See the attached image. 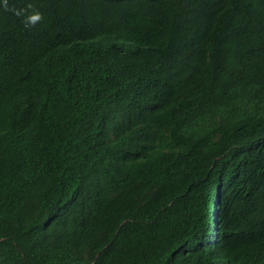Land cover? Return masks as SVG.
<instances>
[{"label":"trees","instance_id":"trees-1","mask_svg":"<svg viewBox=\"0 0 264 264\" xmlns=\"http://www.w3.org/2000/svg\"><path fill=\"white\" fill-rule=\"evenodd\" d=\"M0 264H264V0H0Z\"/></svg>","mask_w":264,"mask_h":264},{"label":"clouds","instance_id":"clouds-1","mask_svg":"<svg viewBox=\"0 0 264 264\" xmlns=\"http://www.w3.org/2000/svg\"><path fill=\"white\" fill-rule=\"evenodd\" d=\"M17 14L19 15L20 13L18 12ZM39 18H40L39 14H33L29 16L27 19L29 22L35 23V21H37Z\"/></svg>","mask_w":264,"mask_h":264}]
</instances>
